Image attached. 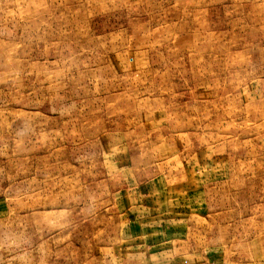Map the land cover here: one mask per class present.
<instances>
[{
    "label": "rangeland",
    "instance_id": "374dc122",
    "mask_svg": "<svg viewBox=\"0 0 264 264\" xmlns=\"http://www.w3.org/2000/svg\"><path fill=\"white\" fill-rule=\"evenodd\" d=\"M0 264H264V0H0Z\"/></svg>",
    "mask_w": 264,
    "mask_h": 264
},
{
    "label": "crops",
    "instance_id": "0c3cea01",
    "mask_svg": "<svg viewBox=\"0 0 264 264\" xmlns=\"http://www.w3.org/2000/svg\"><path fill=\"white\" fill-rule=\"evenodd\" d=\"M193 177H188V176H186V181H187V183L188 182H191L192 183V181H193ZM186 190H187V187H186ZM181 200H183L182 201V203H181V205H183L184 206V204L186 203V205L188 206V205H191L190 203V201H193V199L192 198H190V197H188V196H186V197H184V196H181ZM191 210H193V208H190ZM188 211H189V208L187 209Z\"/></svg>",
    "mask_w": 264,
    "mask_h": 264
}]
</instances>
